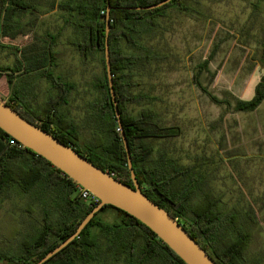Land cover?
Here are the masks:
<instances>
[{"label": "trees", "instance_id": "obj_1", "mask_svg": "<svg viewBox=\"0 0 264 264\" xmlns=\"http://www.w3.org/2000/svg\"><path fill=\"white\" fill-rule=\"evenodd\" d=\"M29 1L0 0V31L2 29L8 33L14 27L13 23H18L15 17L21 9L28 7ZM162 1L164 0H68L59 5L62 10L69 12L65 23L75 28L76 35L69 39V44L84 60L96 56L101 63V71L94 83L100 96L97 101L88 104L86 116L91 117L87 128L93 131L89 151L78 146L77 126L64 113V106L67 105L75 84L62 80L54 72L58 64L55 61L54 47L61 35L60 31L56 35L49 34L51 41L47 45L46 55L36 57L28 54L16 58L14 68L0 65V72L3 73L11 71L19 73L20 77L27 75L30 79L35 73L39 78L47 79L56 94L49 97L42 111H34L27 100L15 99L18 81L12 85L13 80L9 74L7 77L11 82V93L5 102L96 166L134 187L105 61L106 16L108 6H112L109 48L113 85L121 121L129 141L133 168L143 192L175 217L217 264H245L252 235L250 225L257 223L252 212L245 210L240 204L227 209L223 194L215 193L209 186L210 179L200 168L183 165L166 152L156 149L153 139L178 136L181 133L179 127L162 125L158 112L151 107L142 109L136 115L127 107L129 104L140 105L155 100L149 94L133 93V89L138 86L135 78L137 70L166 62L171 57L149 45L145 39L157 36L162 19L169 16L170 10L196 19L204 15L198 9L200 0H193L197 7L187 0H172L154 9L126 8L152 6ZM253 7L256 15L264 12V0H254ZM219 46L216 43L209 57L199 64L194 74V83L215 103L231 107L229 100L218 98L200 81L201 74L209 71V63ZM15 50L19 51L17 48ZM257 51L264 67V36ZM263 102L264 74L255 86L252 98L237 100L235 110L252 112ZM13 192L27 201L28 213L37 211L41 219H37L38 222L32 226L31 231L16 232L22 234L20 243L17 248L0 251V264L37 263L73 235L82 220L100 202L93 204L83 199L79 185L73 179L0 128V196ZM109 207L120 213L119 219L114 222H106L100 218V214ZM44 264L186 262L137 218L112 205H106L96 213L79 236Z\"/></svg>", "mask_w": 264, "mask_h": 264}, {"label": "rangeland", "instance_id": "obj_2", "mask_svg": "<svg viewBox=\"0 0 264 264\" xmlns=\"http://www.w3.org/2000/svg\"><path fill=\"white\" fill-rule=\"evenodd\" d=\"M65 1L68 0H30L15 17L18 23H13L8 33L0 31V65L14 68L16 58L46 55L49 34L60 31L54 47L58 63L54 72L75 84L64 113L77 126L78 146L89 151L93 131L87 128L91 117L86 116L88 104L100 96L94 83L101 63L96 56L84 60L69 44L76 34L75 28L65 23L69 12L59 6ZM187 2L196 6L193 0ZM253 2L200 0L198 9L204 13L200 19L170 10L157 36L145 40L171 57L137 70L138 86L133 89V93L149 94L155 100L127 107L135 115L151 107L158 112L162 125L180 128L178 136L153 139L156 149L183 165L200 168L215 193L223 194L227 209L240 204L252 212L257 223L250 225L252 235L245 264H264V102L252 112L235 110L237 100L252 98L264 74L257 55L264 36V12L254 14ZM216 43L220 46L200 81L218 98L229 100L231 107L215 103L194 83L199 64L209 57ZM31 84L27 75L18 78L17 101L27 100ZM4 85L10 96L8 77ZM27 207V201L16 192L0 196V251L17 248L22 234L16 232L31 231L41 219L37 211L28 213ZM119 217L120 213L110 207L100 214L106 222Z\"/></svg>", "mask_w": 264, "mask_h": 264}, {"label": "water", "instance_id": "obj_3", "mask_svg": "<svg viewBox=\"0 0 264 264\" xmlns=\"http://www.w3.org/2000/svg\"><path fill=\"white\" fill-rule=\"evenodd\" d=\"M172 0H164L152 6L126 7L130 10L154 9ZM106 16L105 61L109 77V86L118 124L122 129L121 135L127 153L129 169L134 187L115 178L109 172L93 164L71 146L63 143L50 132L32 123L17 110L0 98V128L17 140L23 146L47 159L53 166L68 175L78 185L89 190L99 198V203L82 220L76 232L52 251L48 252L35 264H44L73 241L93 217L104 206L112 205L134 216L148 226L163 240L186 264H217L188 233L186 228L164 208L152 201L142 190L133 168L129 141L123 128L121 114L114 91L113 76L109 48V33L111 28L110 10Z\"/></svg>", "mask_w": 264, "mask_h": 264}, {"label": "crops", "instance_id": "obj_4", "mask_svg": "<svg viewBox=\"0 0 264 264\" xmlns=\"http://www.w3.org/2000/svg\"><path fill=\"white\" fill-rule=\"evenodd\" d=\"M2 73L3 72H0V98L6 101L9 98V95H8V89L4 85V80L6 79L8 72H4L3 74ZM33 75L34 76L32 78V84H31L32 89L29 90L28 92L27 103L32 110L40 111V107H42L43 109L49 97L51 95H55L56 91L52 90L51 85L50 84L48 85L46 83L45 78L41 79L38 76H36L35 73ZM10 76L12 77L13 80L12 85L16 81H18V78L20 77L19 73H11ZM48 93H50L51 95H49L48 98L46 99L45 95H48Z\"/></svg>", "mask_w": 264, "mask_h": 264}, {"label": "built area", "instance_id": "obj_5", "mask_svg": "<svg viewBox=\"0 0 264 264\" xmlns=\"http://www.w3.org/2000/svg\"><path fill=\"white\" fill-rule=\"evenodd\" d=\"M79 192L83 199L87 200L89 203L96 204L99 202V198L92 194L89 190L83 188L79 185Z\"/></svg>", "mask_w": 264, "mask_h": 264}]
</instances>
